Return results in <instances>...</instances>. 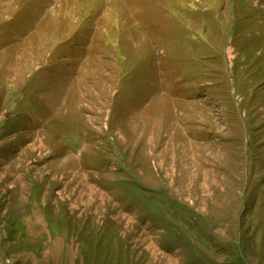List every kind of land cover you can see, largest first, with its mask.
I'll return each instance as SVG.
<instances>
[{
    "label": "rangeland",
    "instance_id": "obj_1",
    "mask_svg": "<svg viewBox=\"0 0 264 264\" xmlns=\"http://www.w3.org/2000/svg\"><path fill=\"white\" fill-rule=\"evenodd\" d=\"M0 264H264V0H0Z\"/></svg>",
    "mask_w": 264,
    "mask_h": 264
}]
</instances>
